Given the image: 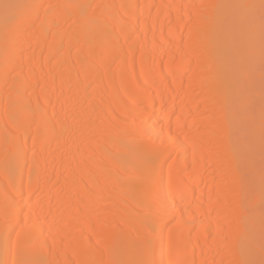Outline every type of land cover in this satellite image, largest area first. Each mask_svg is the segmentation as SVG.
I'll return each mask as SVG.
<instances>
[{
    "label": "bare ground",
    "instance_id": "obj_1",
    "mask_svg": "<svg viewBox=\"0 0 264 264\" xmlns=\"http://www.w3.org/2000/svg\"><path fill=\"white\" fill-rule=\"evenodd\" d=\"M0 264H264V0H0Z\"/></svg>",
    "mask_w": 264,
    "mask_h": 264
}]
</instances>
